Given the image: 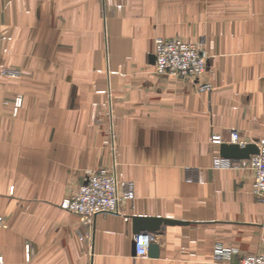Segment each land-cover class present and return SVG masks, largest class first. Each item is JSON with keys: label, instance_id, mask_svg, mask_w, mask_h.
<instances>
[{"label": "crops", "instance_id": "crops-1", "mask_svg": "<svg viewBox=\"0 0 264 264\" xmlns=\"http://www.w3.org/2000/svg\"><path fill=\"white\" fill-rule=\"evenodd\" d=\"M159 37L206 47L209 90L154 74ZM0 59V264H213L217 245L233 260L264 254L252 171L214 167L210 142L231 128L264 139V0H0ZM113 162L119 213L86 223L60 206ZM132 216L182 223L148 234L157 254L139 257Z\"/></svg>", "mask_w": 264, "mask_h": 264}, {"label": "built area", "instance_id": "built-area-1", "mask_svg": "<svg viewBox=\"0 0 264 264\" xmlns=\"http://www.w3.org/2000/svg\"><path fill=\"white\" fill-rule=\"evenodd\" d=\"M153 72L157 76H172L196 83L206 71V56L199 47L176 38H156L153 41ZM20 101H15L16 107ZM228 141L222 134L213 133L210 142L218 145L223 142L246 144L237 130L229 131ZM258 153L245 160L253 175V191L264 197V139L254 141ZM213 165L216 168H227L230 159L217 155ZM124 185L118 179L116 164L89 170L85 180L76 189L65 196L60 206L66 211L75 213L86 223H91L94 215L100 212L119 213ZM149 235L134 236L135 253L146 256ZM28 251V248H26ZM213 264H264V254H251L232 259L236 251L217 245L213 251Z\"/></svg>", "mask_w": 264, "mask_h": 264}, {"label": "water", "instance_id": "water-1", "mask_svg": "<svg viewBox=\"0 0 264 264\" xmlns=\"http://www.w3.org/2000/svg\"><path fill=\"white\" fill-rule=\"evenodd\" d=\"M153 58V57H152ZM219 156L231 160H247L252 154L258 153V147L255 142L246 143L240 146L237 143L223 142L218 146ZM182 221L165 219L161 217L132 216V232L137 235H148L156 233L161 225L180 224ZM135 246V242H134ZM148 254H157V245L149 242L147 244Z\"/></svg>", "mask_w": 264, "mask_h": 264}, {"label": "rangeland", "instance_id": "rangeland-1", "mask_svg": "<svg viewBox=\"0 0 264 264\" xmlns=\"http://www.w3.org/2000/svg\"><path fill=\"white\" fill-rule=\"evenodd\" d=\"M176 39H179V40H181V41H184V42H186V43H191V44H193V45H196L197 47H199L200 49H201V51L202 52H204V54H205V56H206V70H207V67H208V59L210 58V53L208 52V50L206 49V47L203 45V44H198V43H192V42H189V41H186V40H184V39H182V38H176ZM0 63H1V59H0ZM1 73L2 74H5V71L4 70H2L1 71ZM205 74H206V71H205V73H204V75H202L199 79H198V81H196V83H198V82H200L201 84L198 86L199 88H200V90H209L210 89V87H209V83H207L206 82V80H205ZM16 101V100H15ZM20 105V104H19ZM232 129V128H231ZM231 129H229V131L231 130ZM236 130V129H235ZM110 133V132H109ZM108 133V134H109ZM239 133V132H238ZM228 134H229V132H228ZM261 140V139H260ZM110 141V140H109ZM246 165L248 166V163L246 162ZM100 167H102V166H100ZM98 168V167H97ZM94 169V168H93ZM89 170H91V169H89ZM88 170V171H89ZM87 171V172H88ZM79 186V185H78ZM77 186V187H78ZM76 187V188H77ZM75 188V189H76ZM70 193V192H69ZM3 226V219H2V217L0 216V227H2Z\"/></svg>", "mask_w": 264, "mask_h": 264}]
</instances>
